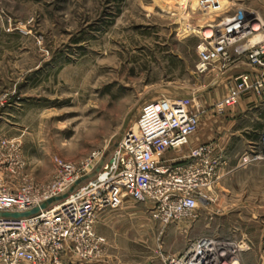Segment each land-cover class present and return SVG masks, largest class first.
<instances>
[{
    "label": "rangeland",
    "instance_id": "1",
    "mask_svg": "<svg viewBox=\"0 0 264 264\" xmlns=\"http://www.w3.org/2000/svg\"><path fill=\"white\" fill-rule=\"evenodd\" d=\"M200 4L0 0V136L21 144L20 157H7V167L20 159L26 164L17 173L5 172V180L47 187L61 164L100 153L96 170L152 101L189 97L204 114L214 109L223 114L217 109L223 75L216 67L207 74L196 72L198 47L209 26L226 15L246 11L264 20V0H222V12H207ZM249 183L242 193L234 179L226 189L214 187L208 192L210 206L202 202L191 220L168 226L157 220V251L178 254L202 236L248 243L240 210L233 205L264 200L258 190H264V177Z\"/></svg>",
    "mask_w": 264,
    "mask_h": 264
},
{
    "label": "built area",
    "instance_id": "2",
    "mask_svg": "<svg viewBox=\"0 0 264 264\" xmlns=\"http://www.w3.org/2000/svg\"><path fill=\"white\" fill-rule=\"evenodd\" d=\"M221 2L201 0L200 6L222 12ZM198 53V74L216 67L224 75L241 63L251 67L235 77L229 94L217 105L219 112L250 94L264 96V20L259 16L246 11L224 16L206 30ZM194 107L189 97L146 103L135 129L125 134L101 171L79 185L96 171L100 153L81 163L61 164L47 187L32 182L17 186L4 176L25 167L21 159L7 167V157H20L21 144L0 136V213L30 212L68 194L34 215L0 216V264H66L69 252L87 263L99 258L108 240L97 230L98 215L121 208L128 199L146 204L147 212L166 226L195 218L202 202L213 201L208 192L217 186L224 161L213 156V144L193 149L188 163L166 159L169 151L185 147L198 132L203 111ZM255 162H264V132L240 159L241 166ZM247 247L219 236H202L180 254L163 259L164 264H241Z\"/></svg>",
    "mask_w": 264,
    "mask_h": 264
},
{
    "label": "crops",
    "instance_id": "3",
    "mask_svg": "<svg viewBox=\"0 0 264 264\" xmlns=\"http://www.w3.org/2000/svg\"><path fill=\"white\" fill-rule=\"evenodd\" d=\"M250 69L247 63H241L224 74L221 79L225 87L217 102L229 94L235 77ZM202 107L206 109L204 105ZM193 109L196 111L197 107ZM216 113V109L203 113L199 130L190 138L189 144L169 151L165 157L172 162L188 163L193 149L202 144H213V156L224 161L219 170L217 186L226 189L225 186L234 179L238 186L243 187L238 192H245L244 186L249 185V182L256 177H264V164L241 166L240 163L242 154L253 144H257L264 132V96L250 94L223 114ZM258 190L264 192L260 188ZM227 205L224 202V207ZM233 206L240 210L243 239L246 240L245 236H248V247L242 253L241 264H264V229L260 227L264 225V200L243 199L234 202ZM246 210L253 211L250 214L256 215H252L249 222L245 216ZM97 230L108 240L102 255L87 263L69 252L64 258L66 264H163V256L166 254L157 251L155 239L157 221L150 218L142 203L127 200L119 209L100 213Z\"/></svg>",
    "mask_w": 264,
    "mask_h": 264
},
{
    "label": "water",
    "instance_id": "4",
    "mask_svg": "<svg viewBox=\"0 0 264 264\" xmlns=\"http://www.w3.org/2000/svg\"><path fill=\"white\" fill-rule=\"evenodd\" d=\"M105 159L102 160L101 164L99 165V167L96 169L95 172H93L92 174L85 176L84 178H82L77 184H81L82 182L89 180L91 178H94L102 169L104 163H105ZM73 191V189H72ZM68 196V194L62 196V197H58V198H54V199H50L49 201H47L46 203H44L41 207H38L30 212H26V213H14V214H10V213H0V216H14V217H27L30 215H34L40 212L41 209H46L48 208L51 204H53L56 201L65 199Z\"/></svg>",
    "mask_w": 264,
    "mask_h": 264
},
{
    "label": "bare ground",
    "instance_id": "5",
    "mask_svg": "<svg viewBox=\"0 0 264 264\" xmlns=\"http://www.w3.org/2000/svg\"><path fill=\"white\" fill-rule=\"evenodd\" d=\"M183 12H184V10H182V11L180 10V11L177 12V14L180 15V16H182V15H183ZM181 18H182V17H181ZM210 34H211V33H209V35H210ZM238 264H239V263H238Z\"/></svg>",
    "mask_w": 264,
    "mask_h": 264
}]
</instances>
